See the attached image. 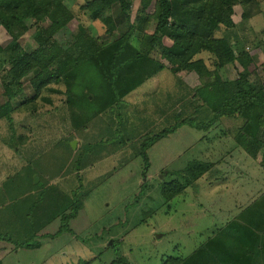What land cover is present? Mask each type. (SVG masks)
<instances>
[{
	"label": "rangeland",
	"instance_id": "1",
	"mask_svg": "<svg viewBox=\"0 0 264 264\" xmlns=\"http://www.w3.org/2000/svg\"><path fill=\"white\" fill-rule=\"evenodd\" d=\"M85 1L69 0L72 17L54 35L57 42L66 46L84 30L108 44L134 24L130 42L147 46L152 3L143 9L141 0H129L128 11L114 5L107 13L115 28L106 32L82 8ZM231 17L235 26H221L213 37L233 46V62L217 68L211 53L200 52L195 58L209 74L166 66L85 122L71 117L63 83L31 100L27 79H11L10 65L2 66L0 106L8 102L13 111L11 122L0 118V264H162L168 257L187 258L183 264H264V221L256 215L250 224L240 215L264 197V120L261 143L250 145L240 117L213 118L196 93L216 80L229 88L244 72L264 92V0L235 4ZM26 23L18 41L30 52L34 34L46 36L49 21ZM10 38L0 27V51ZM64 64L57 58L51 67ZM166 130L147 150L145 168L141 143ZM199 170L167 199L186 184L182 176Z\"/></svg>",
	"mask_w": 264,
	"mask_h": 264
},
{
	"label": "trees",
	"instance_id": "2",
	"mask_svg": "<svg viewBox=\"0 0 264 264\" xmlns=\"http://www.w3.org/2000/svg\"><path fill=\"white\" fill-rule=\"evenodd\" d=\"M141 1L143 9L149 3L153 4L152 17L147 16L145 19H153L155 24L153 32L145 34L147 46L140 50L130 42V36L137 30L134 24H129L125 33L108 44L98 42L84 30L73 34L66 46L57 42L54 35L66 29L72 17L69 0H0V27L11 37L1 48L0 69L8 63L11 79L20 81L26 78L33 90L31 100L45 88L58 91L50 87L51 84L63 83L65 88L62 93L71 117H79L80 121L85 122L111 111L127 94L166 66L173 72L183 68L193 69L199 76H204L210 71L202 58H195L198 53H211L217 68L235 60L233 46L225 38L213 37V33L221 26H235L231 17L233 7L243 0ZM114 5L123 11L130 8L129 0H86L82 8L93 18H100L106 25V32H111L115 22L107 10ZM29 18L33 19L36 27L38 22L49 21L46 36L42 31L36 33V30L34 39L37 47L30 52L24 50L18 41L28 30L26 21ZM57 58L65 62L62 68L51 67ZM250 74L241 73L229 88L216 80L212 85L201 86L196 93L212 109L213 118L232 115L240 117L241 129L245 130L249 144L254 145L260 142L258 129L264 120V92L259 81L250 78ZM5 86L9 89L7 83ZM12 111L10 104L4 103L0 106V118L11 122ZM166 132L168 130L145 138L141 143L139 155L145 168L149 167L147 150ZM257 147L247 150L248 154L254 156ZM200 173L199 170L182 176L186 184L178 185L180 188L167 196V199L178 195ZM263 198L252 201L240 212L244 221L252 224L256 215L260 216L258 222L264 221ZM205 246L209 249L211 245ZM186 260L168 257L162 264H183Z\"/></svg>",
	"mask_w": 264,
	"mask_h": 264
},
{
	"label": "water",
	"instance_id": "3",
	"mask_svg": "<svg viewBox=\"0 0 264 264\" xmlns=\"http://www.w3.org/2000/svg\"><path fill=\"white\" fill-rule=\"evenodd\" d=\"M71 146H73V142H71ZM37 181V179L36 178H34V182H36ZM109 243H112L111 242V240H110V242ZM113 264H119V263H113Z\"/></svg>",
	"mask_w": 264,
	"mask_h": 264
}]
</instances>
